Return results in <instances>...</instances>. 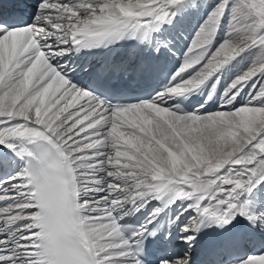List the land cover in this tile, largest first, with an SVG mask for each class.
<instances>
[{
  "label": "snow or ice",
  "instance_id": "6c2138e0",
  "mask_svg": "<svg viewBox=\"0 0 264 264\" xmlns=\"http://www.w3.org/2000/svg\"><path fill=\"white\" fill-rule=\"evenodd\" d=\"M181 5L194 3L37 0L30 22L0 17V147L19 161L0 177V264H142L134 246L147 228L125 236L116 211L164 198L185 204L182 233L238 216L264 232V217L248 211V198L264 185V0H216L150 101L106 104L59 66V57L82 47L147 38ZM226 15L228 31L213 49ZM249 49L252 64L225 87L220 110L168 106L210 82L215 89L218 73ZM238 264H264V252Z\"/></svg>",
  "mask_w": 264,
  "mask_h": 264
},
{
  "label": "rangeland",
  "instance_id": "374dc122",
  "mask_svg": "<svg viewBox=\"0 0 264 264\" xmlns=\"http://www.w3.org/2000/svg\"><path fill=\"white\" fill-rule=\"evenodd\" d=\"M212 2V3H211ZM215 2H216V0H193V3L194 4H196L197 5V9H198V7H199V9L201 10L203 7L205 8V6L204 5H207V7L209 6V8H210V10L209 11H211L212 10V8L215 6ZM210 3L212 4V6H210ZM200 4V5H199ZM206 7V8H207ZM182 9V10H180V9ZM177 10H179V12L177 11V13H180V14H184L185 12H187L188 10H191L192 11V9H190L191 7H187L186 9H185V7L183 6V5H181L180 7H179ZM193 9H195V8H193ZM184 12V13H183ZM197 12H198V10H197ZM203 12H206V11H204V9H203ZM205 13H202L201 12V14H200V16H199V12L197 13V15H198V17H196L195 18V20H200V23H199V28H200V26L202 25V22L203 21H205V16H206V18H207V15L209 14L208 12L204 15ZM196 15V16H197ZM204 19V20H203ZM220 26H222L223 27V29H226L225 31H224V38H225V33L228 31V17H227V15L225 16V18L223 19V21H221V23H220ZM198 28V29H199ZM223 29L222 28H219L218 29V31H217V33H216V35H215V37H214V39H213V42H212V44H215L216 45V42H217V40L218 39H220V34L222 33V31H223ZM194 30H196V28L194 27ZM195 37V36H194ZM193 37V38H194ZM192 38V39H193ZM192 41V40H191ZM191 43V42H190ZM255 51L254 50H252V49H249L248 51H246V52H244V53H242L240 56H238L237 58H235L234 60H232L230 63H229V65H228V67L229 66H231L232 67V65H233V67L236 69V71H238L239 70V73L238 74H234V75H237V76H239L240 74H242L244 71H246L250 66H251V64H252V61H253V59H254V56H255ZM254 54V55H253ZM242 58H243V60H242ZM244 65L246 66L245 67V69L242 71L241 69L244 67ZM242 71V72H241ZM242 97H245V94L243 95L242 94ZM262 191V190H261ZM260 194H261V192H260ZM252 196V195H251ZM249 198H251V197H249ZM261 203V202H260ZM262 252H264V250L262 251Z\"/></svg>",
  "mask_w": 264,
  "mask_h": 264
},
{
  "label": "bare ground",
  "instance_id": "6f19581e",
  "mask_svg": "<svg viewBox=\"0 0 264 264\" xmlns=\"http://www.w3.org/2000/svg\"><path fill=\"white\" fill-rule=\"evenodd\" d=\"M197 4V3H196ZM196 4H194V6H192V11H193V8H195L196 9V11H197V5ZM200 5V4H199ZM205 6V8L207 7V5H204ZM210 6H212V4L210 3ZM35 8V6H33V4H27V7H26V9H27V11L28 12H32L33 11V9ZM180 9V8H179ZM180 10H182V9H180ZM202 10V9H201ZM178 12H179V10H177ZM191 11V10H190ZM184 13V12H183ZM185 14V13H184ZM184 14H180V13H177V17L175 18V20L170 24V26H174V24L176 23L177 24V22H178V24L177 25H179V22L181 21V22H184L185 24L188 22V19H185L184 18ZM199 16H200V14H199ZM208 16V15H207ZM195 17V16H194ZM196 17H198V15L196 16ZM205 19H206V16H205ZM204 20V19H203ZM199 22H200V20H199ZM204 23V21L202 22V24ZM168 25L169 24H167V25H164V26H162L161 27V30L163 29V28H167L168 27ZM201 27V26H200ZM199 28V27H198ZM196 35V34H195ZM170 43H175L173 40H171V41H169ZM255 54V53H254ZM253 54V55H254ZM229 65V64H228ZM226 68V67H225ZM238 73H239V71H238ZM237 77V76H236ZM214 82V81H213ZM75 85V84H74ZM242 97V96H241ZM4 150H7V149H5L4 148ZM262 192V191H261ZM259 194H260V191H259ZM249 200H250V203H249V205H248V211H249V214H251V215H253V216H257V217H264V207H263V201H264V193L262 194H260V199H262L263 201H262V203H260L261 201L260 200H258L255 196L253 197V196H251V198H248ZM156 203L157 204H159L160 203V200L159 201H156ZM261 206V207H260ZM259 207H260V209H259ZM188 217V216H187ZM244 218V217H243Z\"/></svg>",
  "mask_w": 264,
  "mask_h": 264
}]
</instances>
